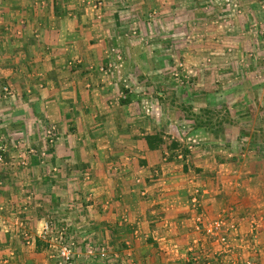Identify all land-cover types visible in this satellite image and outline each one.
Instances as JSON below:
<instances>
[{"label":"crops","instance_id":"obj_1","mask_svg":"<svg viewBox=\"0 0 264 264\" xmlns=\"http://www.w3.org/2000/svg\"><path fill=\"white\" fill-rule=\"evenodd\" d=\"M236 1L245 39L264 46L260 0ZM0 2L6 22L16 29L14 36H3L0 78L17 88L18 108L2 115L3 132L22 135L37 152L25 164L17 158L8 162L0 191L2 264H54L39 239L37 247L36 242L27 245L23 234H34L43 204L48 212L51 199L69 198L85 202L81 214L92 228L78 235L74 226L69 231L84 246L108 240L113 264H264V169L235 170L230 162L205 157L204 149L189 150L184 158L165 142L149 148L144 135L161 132L159 126L145 115L140 121L132 103L123 109L111 98L114 85L125 78L121 71L132 63L134 49L125 41L135 39L147 12L154 5L179 8L199 1ZM115 47L123 57L121 75L113 73L109 81L100 71ZM50 127L54 143L43 137ZM195 188L198 209L191 202ZM50 206L52 213L56 206ZM197 215L203 221L221 216L236 222L227 248L204 234ZM89 261L108 264L100 257Z\"/></svg>","mask_w":264,"mask_h":264},{"label":"rangeland","instance_id":"obj_2","mask_svg":"<svg viewBox=\"0 0 264 264\" xmlns=\"http://www.w3.org/2000/svg\"><path fill=\"white\" fill-rule=\"evenodd\" d=\"M197 1L199 3L194 6L179 8L177 4L172 8L154 5L147 12L149 16L135 29V39L125 41L133 46L134 50L129 55L133 64L127 66V71L126 68L121 71L125 78L121 80V86L114 85L112 102L124 106L123 109L132 103L134 111L140 112L138 116L143 118L140 121L145 120L142 116L145 115L153 120L147 125L159 126V134L166 147L170 141L180 144L177 151L181 152V157H184L183 148H196L199 153L204 149L206 151L201 154L205 157H211L216 162H230L235 165V170L249 165L254 170L257 167L262 170L264 46L257 47L250 39L249 42L248 38L245 39L246 30L241 27L243 22L240 23V17L236 16L239 13L236 0ZM260 6L264 9V0H260ZM3 14L0 4V68L6 60L2 58L3 36L5 32L12 36L16 32ZM115 48L110 54L113 57L109 55L107 65L100 71L109 81L113 73L120 74L118 69L123 59L120 49ZM125 57L128 59L127 54ZM202 92L206 93V99L202 98ZM16 96L17 88L0 78V191L6 184L8 162L17 158L19 164H25L28 156L37 154L22 135L16 137L14 133L8 135L3 132L6 117L2 115L17 111L13 101ZM3 104L10 109L3 108ZM206 105L213 117L224 115L228 120L218 126L217 118L212 119V123L216 124L209 129L196 127L194 113ZM236 110L242 111V114ZM44 130L43 137L54 143L57 140L54 127ZM192 171V175H196ZM78 202L80 199H51L48 212L44 209L46 204H43L34 234L24 231L25 243L36 242V247L39 245L50 250L54 264H67L68 261L70 264H101L99 261L88 262V259L99 257V249L104 247V259L113 264L108 258L116 256L108 240L90 243L86 247L78 243L75 234L92 229L88 226L91 221L84 220L81 214L85 202L82 199L81 203ZM50 205L56 206L52 213ZM2 207L0 201V210ZM45 224L49 227L47 230L44 229ZM72 226L75 234L69 231ZM36 239L41 241L38 245ZM63 251H69L67 262V254Z\"/></svg>","mask_w":264,"mask_h":264},{"label":"built area","instance_id":"obj_3","mask_svg":"<svg viewBox=\"0 0 264 264\" xmlns=\"http://www.w3.org/2000/svg\"><path fill=\"white\" fill-rule=\"evenodd\" d=\"M199 190L198 188H195L193 190L192 196H191V202H192V208L198 209L200 206L199 201ZM195 221L197 223H202V230L204 234L208 237L216 239L219 243L222 244L225 248L228 246V235L230 233H233L236 231V222L234 220H227L225 217H216L213 219H209L207 221H203L202 215H197ZM256 221L252 219L250 221V229H254L256 227ZM49 227L47 224L44 225V229L47 230ZM90 252V251H89ZM66 255V262L70 259L69 257V251L66 253L65 251L62 252ZM99 257L101 259L106 258V249L104 247H101L99 249ZM247 264H250L249 262H246ZM67 264H70L68 261Z\"/></svg>","mask_w":264,"mask_h":264},{"label":"trees","instance_id":"obj_4","mask_svg":"<svg viewBox=\"0 0 264 264\" xmlns=\"http://www.w3.org/2000/svg\"><path fill=\"white\" fill-rule=\"evenodd\" d=\"M160 92H163L160 90ZM202 98L206 99V93L202 92ZM239 109V108H238ZM237 109V110H238ZM236 110V112H238ZM194 122H195V126L196 127H202L204 129L206 128H212V125L216 124V123H212V119H216L219 122L220 126L225 120H228V118H226L224 115L221 118H218V116L213 117L214 114H211L207 105L204 108H199V111L197 113H194ZM238 114H242V111H239ZM217 122V123H218ZM215 126V125H214ZM144 139L148 145L149 148H156L158 146H160L161 144H163L165 141L164 139L161 137V134L156 133V134H151V135H144ZM180 144L175 142V141H170L169 146L167 147L168 150H170L172 152V154L176 153V150L179 149ZM189 150L183 148V155L184 158L185 156L188 154Z\"/></svg>","mask_w":264,"mask_h":264}]
</instances>
